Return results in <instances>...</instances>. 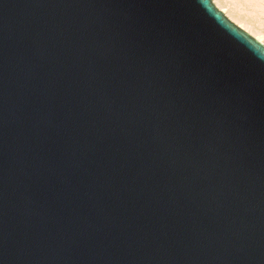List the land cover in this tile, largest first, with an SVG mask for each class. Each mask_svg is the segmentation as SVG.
<instances>
[{
	"label": "water",
	"instance_id": "obj_1",
	"mask_svg": "<svg viewBox=\"0 0 264 264\" xmlns=\"http://www.w3.org/2000/svg\"><path fill=\"white\" fill-rule=\"evenodd\" d=\"M0 264H264V45L212 0H0Z\"/></svg>",
	"mask_w": 264,
	"mask_h": 264
},
{
	"label": "bare ground",
	"instance_id": "obj_2",
	"mask_svg": "<svg viewBox=\"0 0 264 264\" xmlns=\"http://www.w3.org/2000/svg\"><path fill=\"white\" fill-rule=\"evenodd\" d=\"M214 3L228 19L264 45V0H214Z\"/></svg>",
	"mask_w": 264,
	"mask_h": 264
},
{
	"label": "rangeland",
	"instance_id": "obj_3",
	"mask_svg": "<svg viewBox=\"0 0 264 264\" xmlns=\"http://www.w3.org/2000/svg\"><path fill=\"white\" fill-rule=\"evenodd\" d=\"M213 1V3H214V0H212ZM215 4V3H214ZM215 6L218 8V9H220L221 11H222V9L220 8V7H218L216 4H215ZM222 12H224V11H222ZM226 15V14H225ZM227 16V15H226ZM228 17V16H227ZM230 19V18H229ZM231 20V19H230ZM231 21H233V20H231ZM234 22V21H233ZM235 23V22H234ZM236 25H238L237 23H235ZM239 26V25H238ZM239 27H241V26H239ZM242 28V27H241ZM242 29H244V28H242ZM245 30V29H244ZM246 31V30H245ZM248 32V31H247ZM253 36V35H252Z\"/></svg>",
	"mask_w": 264,
	"mask_h": 264
}]
</instances>
